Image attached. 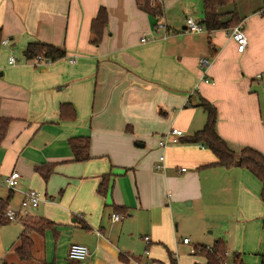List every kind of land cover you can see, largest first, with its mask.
<instances>
[{"label": "crops", "instance_id": "1", "mask_svg": "<svg viewBox=\"0 0 264 264\" xmlns=\"http://www.w3.org/2000/svg\"><path fill=\"white\" fill-rule=\"evenodd\" d=\"M201 1L0 0V45L10 41L0 46V117L11 120L0 148V198L12 196L8 209L18 211L23 192L35 189L42 202L29 218H56L50 220L55 230L61 224L72 233L62 245L52 231L32 235L34 262L21 264H81L68 258L73 243L89 248L88 264H171L169 253L175 256L181 240L176 217L182 203L236 207L229 215L237 238L225 231L214 243L223 239L242 264L246 255L260 264V181L246 169L214 165L211 150L181 141L205 126L199 106L205 99L217 108L225 141L264 154V16L256 14L264 2L246 1L244 8L256 4L248 11L237 3L248 39L239 52L231 29L186 30L189 17L203 24ZM146 2L161 6L160 18L142 9ZM101 10L108 22L95 42L92 24ZM159 20L168 33L155 31ZM31 43L62 48L66 56L37 64L24 56ZM11 55L17 64H8ZM202 59L210 63L209 82L202 80ZM63 104L74 108L75 120L61 119ZM171 129L184 136L161 148ZM87 137L90 159L76 161L69 141ZM162 154L165 168L157 171ZM49 164L45 181L35 167ZM12 171L22 176L15 190L3 184ZM107 174L110 188L101 196L97 189ZM41 204L46 217L34 215ZM114 214L123 217L113 221Z\"/></svg>", "mask_w": 264, "mask_h": 264}, {"label": "trees", "instance_id": "2", "mask_svg": "<svg viewBox=\"0 0 264 264\" xmlns=\"http://www.w3.org/2000/svg\"><path fill=\"white\" fill-rule=\"evenodd\" d=\"M241 0H202L203 5V25L210 33L218 30H228L240 24V17L237 11V3ZM264 2V0H262ZM231 5L232 9L222 11L225 7ZM142 9L147 13L160 18L162 15V8L160 5H150L148 2L142 5ZM108 22L106 12L101 10L97 19L92 24V29L96 34V41L100 40L101 32L106 27ZM24 56L26 59L33 60L37 56H43L52 61H58L66 56V52L62 48L43 43H31L28 45ZM200 107L207 114V121L203 129L195 132L193 135L184 138L181 142L189 145H202L211 150L216 156L217 162L214 165L223 168L240 167L250 172L262 185L260 198L264 206V154L250 148L243 147L241 149L233 148L227 141H225L217 131L218 111L217 108L201 99ZM61 119L66 121H73L76 119L74 108L70 104H63L60 108ZM10 119L0 117V148L6 137ZM70 145L74 153V159L79 162H85L90 159L89 153V138H72ZM36 171L41 174L42 178L47 181L50 177L53 165H39L35 167ZM112 176L110 174L103 175L98 186L97 192L101 196H105L110 188ZM12 196L7 199L0 198V226H5L11 223L5 216L8 210L9 203ZM123 209L116 208V213H120ZM31 219V218H30ZM29 220V219H27ZM23 222L24 230L19 237V244L15 248V253L20 261L28 262L34 257V240L32 235L37 234L44 236L47 231H52L54 235H58L55 230L56 224L48 219L39 218L31 222ZM207 246H199L200 252H195L196 255H201L205 259V264H223L227 251L225 241L223 239L217 240L211 247V250H206ZM198 248V246H197ZM170 254V263L177 264L173 254ZM235 264H242L240 262V255L233 254L231 259ZM71 261V260H70ZM260 264H264V255L260 256ZM74 262V261H73ZM5 264V263H4ZM46 264V263H43Z\"/></svg>", "mask_w": 264, "mask_h": 264}, {"label": "rangeland", "instance_id": "3", "mask_svg": "<svg viewBox=\"0 0 264 264\" xmlns=\"http://www.w3.org/2000/svg\"><path fill=\"white\" fill-rule=\"evenodd\" d=\"M246 1L248 0H241L239 2V6L243 9H246L247 11L256 8V4L249 6L246 5V7L244 8L243 4ZM252 1H256L258 5H261L260 0ZM200 8V16L199 13L197 14L199 21L203 19L202 3ZM230 9H232L231 5L225 7L222 11L225 12ZM217 205L218 204L216 203V206ZM235 210L230 207L229 209H219L217 207H214L212 204L211 206L203 204L192 208L189 207L187 203H182L181 208L178 210L179 212L177 213L178 215L176 217L178 220L177 224H179V232L181 234V240L176 242V250H174V257L177 262L179 264H205L204 257L201 255H196L194 253L193 250L195 246L199 247L207 246L211 243L213 244L214 240L220 237L221 234L224 235L225 231L230 232L233 238H237V233L236 231H234L236 223V221H234L235 218L233 219V216L231 214L229 215L230 212L232 213ZM54 212L55 211H53V213ZM34 215L37 217H46V215L44 214V204L40 205V208L34 213ZM25 220H27V223L33 221L34 218L30 219L28 217ZM25 220H23L22 222H24ZM50 220L56 221V218ZM60 226L62 227L61 224L56 227L58 235H54L53 232L51 233L54 242L62 245L63 242H68L69 240H71L69 237L72 233L70 231V227H63L60 229ZM23 230L24 226L21 222H11L5 226H0V264H3L4 262L7 264H21L14 249L19 244V237ZM66 236L68 238H66ZM182 237H186L191 241L189 247H184V245H182ZM33 262L34 261H31L29 263ZM244 262L245 264H259L257 258L253 255H246L244 257ZM229 264L235 263L232 260H229Z\"/></svg>", "mask_w": 264, "mask_h": 264}, {"label": "built area", "instance_id": "4", "mask_svg": "<svg viewBox=\"0 0 264 264\" xmlns=\"http://www.w3.org/2000/svg\"><path fill=\"white\" fill-rule=\"evenodd\" d=\"M150 1L152 4H154V2L156 0H148ZM259 16H264V7L261 8L260 10L257 11V13ZM186 30L190 33H194V34H199V33H203L206 30L205 26L199 22H197L195 19L189 17L186 20ZM155 31L158 32H165L168 33V29L166 24L162 21L159 20L156 23L155 26ZM229 36L238 44V51L239 52H243L244 49H246L247 45H248V39L246 36V33L244 31L243 25L239 24L237 26H235L234 28H232L229 32ZM10 41L9 40H4L2 41L0 46H7L9 45ZM37 64H51L54 61H52L51 59H46L43 56H37L36 58L33 59ZM1 62H2V57L0 54V70H1ZM18 63V59L14 56L11 55L8 58V64L9 65H15ZM200 65L201 68L204 70L203 71V76H202V80L205 82H209V79L206 78V74L207 71L210 67V63L207 59H202L200 61ZM184 134L181 130L179 129H171V131H169V133L162 137L160 140V146L161 148H166L170 142L171 143H176L178 142V138L183 137ZM171 137H173V139H171ZM164 161H165V155L162 154L159 157V161L157 163V165L155 166L157 171H162L165 166H164ZM183 172L186 171L185 168L182 169ZM22 176L18 171H12L9 175H7L4 179L3 184L10 190H15L17 189L20 180H21ZM40 202H42V196L39 192L35 191V190H28V191H24L23 192V196H22V200H21V205L18 211H14V210H10L8 209L5 212V216L6 218L10 221V222H21L23 220H25L26 218L30 217L33 210H36L40 204ZM122 215H118V214H114L112 217L113 221H119L122 219ZM183 244L188 245L190 244V240L188 238H184L183 239ZM206 250H211V247H206ZM194 253L195 252H200L201 249H199V247H194ZM91 256L90 250L87 246L82 245V244H78V243H73L70 245L69 247V251H68V258L71 261L74 262H78L81 264H88V260ZM225 256L226 259L224 261L223 264H229V260L232 259V254L230 255V253L228 251L225 252ZM134 264H150L149 262L147 263H142L138 260L134 261Z\"/></svg>", "mask_w": 264, "mask_h": 264}]
</instances>
